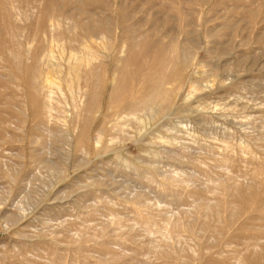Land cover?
<instances>
[{"label": "rangeland", "instance_id": "obj_1", "mask_svg": "<svg viewBox=\"0 0 264 264\" xmlns=\"http://www.w3.org/2000/svg\"><path fill=\"white\" fill-rule=\"evenodd\" d=\"M0 264H264V0H0Z\"/></svg>", "mask_w": 264, "mask_h": 264}, {"label": "bare ground", "instance_id": "obj_2", "mask_svg": "<svg viewBox=\"0 0 264 264\" xmlns=\"http://www.w3.org/2000/svg\"><path fill=\"white\" fill-rule=\"evenodd\" d=\"M105 30H106L105 26H102L96 30H94L93 28L87 29L89 36H91V35L97 36L98 34H101ZM94 40H95V37H94ZM157 48H158V46H157ZM133 49H134V47H133ZM158 53H159V49L154 51V58H155V55H157ZM138 55L139 54L137 52L136 53L133 52L132 56H130L125 62L126 66L127 67L131 66V68L127 69V70L124 67L119 68V70L115 76V79H114L115 84H114L113 88L110 90L109 99H108L109 104L111 106H113V111L115 113H119L125 109H129V110L131 109L130 111H132L134 109L135 110L141 109V108L152 109L154 107V105L156 104V102L164 96L163 81L161 83V78L159 76L160 70L162 69L161 62L157 61L155 63V67H156L155 72H147L145 74H141L142 70L147 68V64ZM70 56H71V54H70ZM76 62L77 61L75 60V62H73L74 64L70 67V69H72V71H74V72L77 71V68L80 65V64L75 65ZM97 67L98 66H92L91 69L88 72H86V75L83 77V83L85 86H87V87H89V85L93 86V83L95 82V80H98L100 73L98 72L99 69ZM144 67H146V68H144ZM172 70H174V69H172ZM68 72H69V70H68ZM155 73H158V74L154 75ZM138 76H140V80H142L143 84H144L143 85V88H144L143 92L136 89V87L133 85L134 79ZM98 85H100V86H97L96 91H94L91 94V100H90V103L88 106L90 111L95 109L99 105V101H100L99 100V97H100L99 93H100V89L102 87H101V83ZM84 129H85V127L83 126L81 133H80L81 137L79 138V142H81V143L86 138V134H85L86 130H84Z\"/></svg>", "mask_w": 264, "mask_h": 264}]
</instances>
